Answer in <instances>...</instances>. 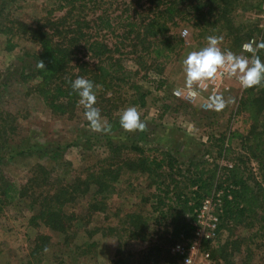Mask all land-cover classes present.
I'll list each match as a JSON object with an SVG mask.
<instances>
[{
  "label": "rangeland",
  "instance_id": "obj_1",
  "mask_svg": "<svg viewBox=\"0 0 264 264\" xmlns=\"http://www.w3.org/2000/svg\"><path fill=\"white\" fill-rule=\"evenodd\" d=\"M103 1L104 8L116 15L124 9L127 0ZM58 4V0H17L9 8L16 17L31 22L44 17L49 10L62 14ZM234 20L250 28L256 26L253 38L257 42L263 40L264 0L243 1L234 13ZM171 29L184 43L171 44L163 51L165 54L170 51L171 56L158 58V63L163 62L160 69L151 65L153 57L145 58L148 67L141 72H146L148 79L142 80L141 75L137 79L147 92L145 104L130 99L118 107L112 119L103 116L112 125L109 134L92 132L80 112L74 117L53 114L38 93L27 95L31 81L30 77L24 79L23 74L31 71L32 57L28 53L33 52V47L24 39H14L11 43L14 48L7 49L6 37L0 35V108L19 112L15 118L16 129L8 133L0 153V264H167L165 246H171L173 251L175 245L170 244L169 238L185 243L192 238L189 229L193 213L184 208L185 202L175 201V196L182 193L183 197L193 198L191 203L199 202L200 198L194 194L195 181L209 186L201 191V201L216 190L232 188V192L238 190L243 194L242 205L250 207L251 212L258 211V197L264 195V167L258 161V137L254 130L258 132L264 114L258 116L256 105L252 109L251 98L235 80L226 79L229 89L221 91L225 98L234 97L235 103L220 112L204 108V98L189 101L176 96L174 92L184 87L183 59L188 52L206 46L207 41L184 21ZM221 47L225 49L224 41ZM128 64L137 67L134 60ZM139 66L141 69L142 65ZM162 79L165 83L159 87ZM256 90L254 97L258 94ZM129 106H136L140 111L141 120L146 124L144 131L126 133L120 127V113ZM108 142L122 147V154L128 156H138L141 149L147 155L165 159V175L161 178L165 192L158 191L155 183L149 187L144 176L134 178V174L126 172L119 181L122 191L116 190L107 200L106 213L87 216L84 201L77 209L76 204L72 211H76L77 218L65 233L54 232L32 220L38 205L29 207L31 198L23 196L33 190L24 188L31 183L28 178L33 172L42 169L51 172L34 182L35 198L40 199L39 195L60 182L79 173L86 175L87 169L103 162L109 151L102 145ZM229 172L232 178L227 176ZM129 176L133 185L128 190L122 189ZM241 178L244 187L235 184ZM159 193L165 198L164 204L156 203ZM142 194L150 196L148 206ZM169 196L172 199H167ZM158 206L163 208L165 218L160 217ZM133 210L141 211L147 221L145 240L131 232L123 231L119 236L110 230L118 219L123 221L126 213ZM260 214L264 216L263 211ZM263 216H247L242 223L233 220L229 227L222 229L217 243L205 244L206 249L212 255L216 245L230 236H239L246 245L238 257L250 253L255 264H263L264 236L258 235V229L264 235ZM157 219L161 220L160 224ZM39 234L48 235L51 240L46 249L31 255ZM156 246L162 250L154 249Z\"/></svg>",
  "mask_w": 264,
  "mask_h": 264
},
{
  "label": "trees",
  "instance_id": "obj_2",
  "mask_svg": "<svg viewBox=\"0 0 264 264\" xmlns=\"http://www.w3.org/2000/svg\"><path fill=\"white\" fill-rule=\"evenodd\" d=\"M16 1L0 0V35L6 37L7 49L14 48L11 44L14 39H24L33 47V52L28 53L32 57L31 71L23 74L24 79L30 77L29 81H31L27 86L29 88L26 94L36 92L53 114L73 117L79 112L83 114L84 111L78 104V94L71 88L70 81H74L77 77H84L94 85L101 86L94 90L97 96L95 106L101 110L102 117L112 119L118 107L130 99H137V102L144 105L147 92L143 90L137 79L140 75L142 80L148 79V74L141 72L143 68L146 70L145 67H148L145 66L147 65L145 58L153 57L151 64L153 68L156 70L162 68L163 62L158 63V58L169 59L171 56L170 51L169 54L163 51H166L171 44L177 46L178 43H184V40L179 35H174L171 29L179 27L180 21L189 23L198 30L199 37L223 36L225 49L236 53L242 51V45L253 38L257 30L256 26L250 28L244 24H237L234 20V13L245 0H127L124 2V9L116 15L110 13L108 8H104L101 0H58V11H62V14H54L49 10L44 17L31 22L22 20L12 13L9 6ZM108 1L113 3V0ZM103 2L105 3L106 0ZM89 6L91 8H88ZM173 42L177 43L173 44ZM160 47L164 48L162 52ZM153 48L158 49L151 51ZM258 54L264 61V50ZM39 60L44 61V69L36 68ZM131 60L135 61L136 68L128 64ZM139 65H142V70ZM164 83V79L159 81V87ZM257 88L258 94L254 97ZM246 93L251 98L252 109L256 105L258 116L264 114V87L247 89ZM18 113L0 108V153L3 141L8 139V133L16 129L15 118ZM254 133H257L258 137V161L260 166L264 167V117L258 125V132L254 130ZM102 146L109 151L103 162L87 169L86 175L79 173L72 179L60 182L49 192L39 195L40 199L35 198L34 182L41 180L39 178L41 176L47 177L51 172L47 169L33 172L28 178L31 183L24 186L33 190L23 196L31 198L29 207L34 208L36 204L38 205V212L33 215L32 220L39 221L54 232L65 233L72 228V223L77 218L76 211H72V207L76 204L77 209L84 201L87 216L97 212L106 213L107 200L116 190L122 191L119 181L126 172L134 174V178L144 176L149 187L155 183L158 191L165 192L162 188L164 182L161 181L167 165L165 159L147 155L141 149H138L141 152L138 156H128L122 154V147L113 142ZM230 172L227 176L232 178ZM128 179L122 189L128 190L133 185L132 176ZM242 179L235 184L244 187ZM201 183L202 181L200 184L198 181L193 182L194 185L197 184L194 194L200 198L199 202L191 203L190 199L193 198L183 197L182 193L175 196V201L180 204L182 201L185 202L183 206L190 213H194L199 208L202 202L201 191L209 187L206 183ZM142 196V200L146 201L148 206L150 196L143 194ZM263 196L258 197V211L251 212L253 210H250V207L241 203L243 194L238 190L232 192V198L225 199L220 212L215 243L219 241L222 229L229 227L233 220L242 223L247 216L258 214L262 217L263 214L260 213L264 212ZM167 199L172 198L169 196ZM164 201L165 198L159 193L156 203L160 205L164 204ZM162 209L159 206L157 208L160 217L165 218ZM158 223L160 224L161 220L157 219ZM146 224L143 213L133 210L126 213L123 221L118 219L116 224L110 226V230L115 231L119 236L120 232H131L145 240L147 239V233L144 232ZM191 232L190 224L189 237ZM258 235L264 236L260 233V229ZM50 240L48 235L39 234L31 255L46 249ZM169 240L171 245L180 241L177 239L176 242L172 238ZM244 241L239 236L234 238L230 236L225 242L216 245L217 249L212 253L215 264H255L250 253L242 256L243 258L238 257L245 251ZM170 247L165 246V261L167 264H178L180 257ZM154 249L162 250L157 246Z\"/></svg>",
  "mask_w": 264,
  "mask_h": 264
},
{
  "label": "clouds",
  "instance_id": "obj_3",
  "mask_svg": "<svg viewBox=\"0 0 264 264\" xmlns=\"http://www.w3.org/2000/svg\"><path fill=\"white\" fill-rule=\"evenodd\" d=\"M206 41V46L188 52L182 61L183 91L186 99L189 101L201 99L202 94L208 92L210 86L215 85L218 80H235L245 90L264 86V61L258 54L264 50V40L259 42L252 40L243 44V51L239 54L229 49H222L223 36L209 35ZM36 68L44 69V61H37ZM70 83L73 91L79 96L78 104L84 110L83 116L88 122L89 129L96 133H111L112 125L102 118L101 110L95 106L97 96L94 89L101 86L94 85L84 77H77ZM234 103V97L225 98L222 92L213 88L204 99L202 106L207 110L220 112ZM119 124L126 133L146 129V124L141 120V113L136 106H129L121 111Z\"/></svg>",
  "mask_w": 264,
  "mask_h": 264
},
{
  "label": "built area",
  "instance_id": "obj_4",
  "mask_svg": "<svg viewBox=\"0 0 264 264\" xmlns=\"http://www.w3.org/2000/svg\"><path fill=\"white\" fill-rule=\"evenodd\" d=\"M252 40L255 39L251 38L248 42ZM225 81L226 79L218 80L215 85H211L209 91L202 94V98L205 99L213 88L220 92L223 89H229ZM174 93L178 97H185L183 90L179 89ZM226 198L228 200L232 198V188H221L214 191L211 196L204 198L199 208L195 210L192 215V238L190 242L179 241L173 246V252L180 257L182 264H196L197 262V264H215L205 244L214 243L216 240L220 212Z\"/></svg>",
  "mask_w": 264,
  "mask_h": 264
}]
</instances>
